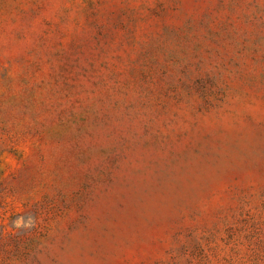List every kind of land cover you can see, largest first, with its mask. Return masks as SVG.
I'll use <instances>...</instances> for the list:
<instances>
[{"label": "rangeland", "instance_id": "obj_1", "mask_svg": "<svg viewBox=\"0 0 264 264\" xmlns=\"http://www.w3.org/2000/svg\"><path fill=\"white\" fill-rule=\"evenodd\" d=\"M0 264H264V0H0Z\"/></svg>", "mask_w": 264, "mask_h": 264}]
</instances>
